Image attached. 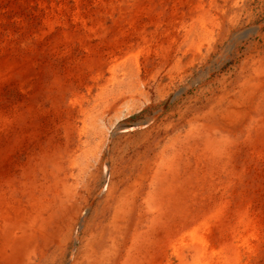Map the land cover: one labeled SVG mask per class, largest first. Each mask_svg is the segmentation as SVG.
<instances>
[{"label": "bare ground", "instance_id": "bare-ground-1", "mask_svg": "<svg viewBox=\"0 0 264 264\" xmlns=\"http://www.w3.org/2000/svg\"><path fill=\"white\" fill-rule=\"evenodd\" d=\"M263 15L264 0H76L75 70L49 75L38 52L7 74L0 264H264ZM165 96L177 119L157 109L126 151L122 117Z\"/></svg>", "mask_w": 264, "mask_h": 264}, {"label": "rangeland", "instance_id": "rangeland-1", "mask_svg": "<svg viewBox=\"0 0 264 264\" xmlns=\"http://www.w3.org/2000/svg\"><path fill=\"white\" fill-rule=\"evenodd\" d=\"M75 8L76 0H0V99H2L0 100V108L6 104L5 101L10 97L8 88L12 83L7 78V74L11 73V76L14 77L13 80L18 79V68L15 69V66L20 65L25 59L37 55L38 52L39 59L45 64V71L48 74L53 70L62 72L65 68L75 70L76 64L71 61L72 57L83 54L76 49V42H74L78 36V32L76 33V30L73 29ZM263 17L261 20L255 21L253 25L260 24L264 19ZM6 60L8 65L3 64ZM231 65L230 60L223 61L220 65V71H226ZM79 66L81 67V64ZM215 69H217V65L211 66V73L216 72ZM195 76L196 74L192 76L191 80ZM171 100V96H165L158 102L156 108L145 106L122 117L127 127L125 126L126 131L122 129L120 133L123 135L127 132V137L137 144L139 143L126 151L142 150V146L147 144L149 137L142 135L136 126L144 123L157 109L162 111L158 115V121L162 120L165 115H168V120L177 119L178 114L173 112ZM119 135L116 134L113 138L117 140ZM4 149H0V151H6ZM103 151H111L107 142Z\"/></svg>", "mask_w": 264, "mask_h": 264}]
</instances>
